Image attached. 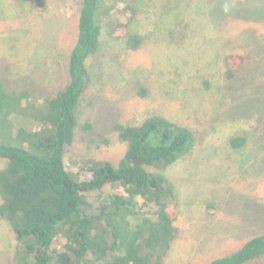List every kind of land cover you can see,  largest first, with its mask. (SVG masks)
<instances>
[{"label": "rangeland", "instance_id": "1", "mask_svg": "<svg viewBox=\"0 0 264 264\" xmlns=\"http://www.w3.org/2000/svg\"><path fill=\"white\" fill-rule=\"evenodd\" d=\"M116 1L119 8L132 2ZM209 2L142 1L157 5V11L146 30L152 41L137 51L104 37L89 60L93 82L79 106L75 140L66 150L68 168L89 179L81 162L116 166L126 152L115 124H140L159 113L198 131L195 149L166 170L181 213L179 237L164 264H209L264 234V18L227 21L214 31L205 14L214 7ZM81 5L82 0H24L19 14L0 20V79L8 92L53 97L68 83ZM247 6L256 9L257 1L248 0ZM223 35L226 51L248 56V62L227 85L228 96L218 92L213 98L207 89L197 92L196 81L200 74L215 80L210 72ZM183 94L191 104L179 97ZM233 135L245 136L242 148L228 145ZM6 165L0 158V170ZM14 235L0 216V264H14ZM250 264H264V258Z\"/></svg>", "mask_w": 264, "mask_h": 264}, {"label": "trees", "instance_id": "2", "mask_svg": "<svg viewBox=\"0 0 264 264\" xmlns=\"http://www.w3.org/2000/svg\"><path fill=\"white\" fill-rule=\"evenodd\" d=\"M142 1L148 0H132L119 8L116 0H82L69 81L55 96L31 90L10 93L0 79V158L7 161L0 170V216L15 234L14 264H164L179 237L180 202L166 170L195 149V128L153 113L140 124H115L118 139L126 145L118 165L83 161L81 168L91 177L82 179L66 164L79 106L93 82L89 60L104 37L131 51L152 41L146 30L157 5ZM247 1L210 0L214 7L205 11L210 28L264 18V0H256L258 7L251 10ZM23 2L0 0V20L19 14ZM193 36L195 28L189 38ZM224 41L223 35L210 72L215 80L200 74L196 81L197 92L207 89L213 98L218 92L228 96L227 85L248 62V56L228 53ZM179 90L182 94L183 88ZM20 120L26 125H17ZM245 143L244 135L228 138L234 150ZM263 258L261 234L209 264H250Z\"/></svg>", "mask_w": 264, "mask_h": 264}]
</instances>
